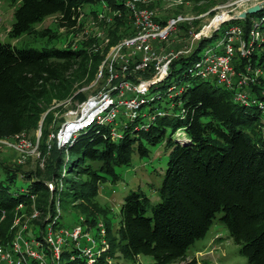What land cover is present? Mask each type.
<instances>
[{"label": "trees", "instance_id": "trees-1", "mask_svg": "<svg viewBox=\"0 0 264 264\" xmlns=\"http://www.w3.org/2000/svg\"><path fill=\"white\" fill-rule=\"evenodd\" d=\"M102 3L119 11L120 17L128 15L115 0H19L8 34L13 38L30 34L34 24L52 15L59 28L70 30L78 25L84 6ZM263 10L257 13L262 16ZM252 16L230 21L242 26L244 39ZM41 35L47 36L48 31ZM207 40H201L190 56L173 60L161 82L168 80L178 65L196 60ZM263 58V53L254 51L249 62H262ZM102 59L86 48L37 51L0 43V139L34 127L43 112L41 103L52 97L68 99L76 82L95 77ZM247 62L237 58V67ZM188 77L190 82L180 86L181 93L169 97L171 105L163 109L165 115L153 121H146L142 115L126 120L118 127L117 139L111 138L109 127L93 126L71 145L61 149L54 145L47 150L48 134L42 132L38 146L41 154L51 152L46 178L61 182L53 193L32 173L2 167L0 215L4 213L5 217L0 226L1 242L11 239L12 233L6 228L18 203L30 211L29 195H34L35 208L43 213H55V201L65 209L80 202L76 208L84 216L81 225L85 230H93L102 221L108 248L95 257L93 264H138V259L149 264H197L187 251L205 237L218 214L229 238L238 246L239 256L247 264H264V115L255 106L235 101L231 90L209 79ZM262 84L252 86L260 99H264ZM152 103H146L150 113L156 110L151 108ZM157 145L169 150L158 189L159 201L151 204L138 192L125 196L113 234L110 219L95 210L93 199L102 184L119 180L115 168L129 166L134 151L147 156L149 148ZM18 177L29 180L28 189H10ZM50 194L55 201L46 202ZM33 222L38 237L44 223ZM61 261L59 264H88L73 245L62 248Z\"/></svg>", "mask_w": 264, "mask_h": 264}, {"label": "rangeland", "instance_id": "rangeland-1", "mask_svg": "<svg viewBox=\"0 0 264 264\" xmlns=\"http://www.w3.org/2000/svg\"><path fill=\"white\" fill-rule=\"evenodd\" d=\"M136 2L141 8L154 12L156 19L160 22L177 15L189 18L188 21L177 26L166 40L154 44V51L158 57L174 52L178 58H185L195 51L201 40L209 39L198 52V56H201L206 48L215 46L221 40L225 29L234 23L220 22L218 29L205 34L204 27L209 26L213 20L223 14L227 18H234L246 8L256 4V2L264 3V0H136ZM18 6L19 0H0V43L9 44L17 49H34L37 51L50 47L63 48L70 46L72 49L86 48L88 51L97 53L103 58L95 77L90 79L85 77L81 81L76 82L68 99L59 100L52 97L44 100L41 103L43 112L34 127L24 131L20 138L2 139V141L11 145H16L21 138H24L33 144L32 146L34 144L39 146L42 132L46 131L48 136L55 133L65 122L69 112L75 111L87 99L98 96L105 89L117 84L116 80L112 84L108 81L109 78L106 73L107 56L111 48L130 35L133 29L131 27L132 20L127 14L120 17L119 11L112 9L106 3H102L84 6L78 25L73 29L59 28L56 24V16L52 15L34 24L32 33H25L13 38L9 36L8 32L14 22V11ZM91 11H96V13ZM262 13H264V10ZM115 16L118 18H114ZM260 16V13H255L252 18L258 20ZM45 31H48V35L42 36L41 34ZM215 32L216 35L212 38ZM260 52L259 50L257 51V53ZM194 62L195 60H191L189 64L178 65L176 72L168 80L158 82L149 89L146 99L153 102L151 108H156L153 112L170 107L169 97L172 98L173 93L171 94L169 87L176 86L179 88L187 85L190 82L187 73L193 67ZM146 75H149L150 78V71L135 72L131 69L130 74L126 77L134 84L137 81L146 80ZM190 76L192 75L190 74ZM149 109L150 105L145 104L141 112L152 114L153 112L150 113ZM123 120L125 119L122 116H117L115 128L118 129V127H122L127 122H123ZM37 136L39 137L38 141ZM175 137H177V134ZM47 140L46 145H50V148L54 145L56 146L55 140ZM7 143L0 142V175L2 174V167L18 168L21 172L32 173V176H36L40 180H49L46 178V163L51 156V152L41 154L38 147L37 151L40 156L37 158L32 155V149L17 151L12 146H8ZM50 148H47V150H50ZM168 153L169 150H165L163 145L149 148L148 155L143 157L134 151L129 166L115 168L119 180L115 183L107 181L99 187L92 206L96 211L104 212V215L110 219L113 226V234H115L114 230L117 227L119 207L125 196L138 192L144 194L151 204H156L159 201L158 189L165 172ZM29 185L28 179L18 177L9 187L11 190H25L29 188ZM52 199L55 201L52 198V194H50L46 197V202H50ZM54 204L56 208L58 206L57 202L55 201ZM79 204L80 202L69 204L66 209L63 206L59 207L60 216L56 228L60 226L72 228L76 224H81L84 216L76 208ZM31 211H26L25 209L17 211V214H14L11 225L6 228V232H13L11 226L16 215L18 217L23 215L21 224L27 227L28 235L37 232L38 229L34 222L27 220ZM102 216L100 215V219ZM220 216L221 214H218L212 221L205 237L190 246L187 251L189 258H194L197 264H247L246 260L239 256L238 246L232 242L225 226L219 221ZM101 222L100 220L98 224ZM2 223L3 220H0V226L4 225ZM98 224L93 230H89L86 225L87 231L90 232L94 240L99 238ZM19 225L15 228H19ZM81 242L84 244V239ZM67 247L64 246L63 248ZM137 262L138 264H149L145 259H138ZM59 263H62V261Z\"/></svg>", "mask_w": 264, "mask_h": 264}, {"label": "built area", "instance_id": "built-area-1", "mask_svg": "<svg viewBox=\"0 0 264 264\" xmlns=\"http://www.w3.org/2000/svg\"><path fill=\"white\" fill-rule=\"evenodd\" d=\"M117 1L127 10L133 28L132 33L111 48L107 56L108 81L112 84L116 80L117 84L105 89L98 96L87 99L75 111L69 112L65 122L47 138V141L55 140L59 149L71 145L80 133L93 126L109 127L111 138H119L120 133L115 128V120L119 115L125 119L124 122L133 121L141 115L146 117V121H153L156 116L166 114L164 110H158L152 114L141 112L142 107L148 101L146 95L149 89L168 76L170 63L178 59L174 52L158 57L154 51V44L166 40L177 26L188 21L189 18L177 15L160 22L156 19L154 12L141 8L136 0ZM253 5H260V10L264 8L262 2H256ZM228 18L226 17L217 24H214L213 20L209 26L204 27L205 34L218 29L220 22L244 20L246 17L244 19L238 16ZM243 34L240 24L229 25L221 40L215 46L206 48L203 54L195 60L188 74L209 79L216 85L231 90L235 101L255 106L264 115V99H260L252 90V86L264 83V58L262 62L258 59L252 63L249 62L254 51L259 50L264 55V15L258 20L251 17L250 28L245 39ZM237 58L248 59V62L239 68ZM131 69L135 72L149 70L151 76L133 84L126 77ZM262 86L261 95L264 96V84ZM182 90V87H169L173 95L181 93ZM22 133L12 138H20ZM38 138L37 136V141ZM0 142L7 143L2 139ZM7 145L17 151L32 149V155L37 158L40 156L37 144L32 146L33 144L24 138H21L16 145L9 143ZM47 148L49 149L50 145H47ZM43 185L49 193H53L61 187V182L51 179L43 181ZM29 199L32 201V211L27 220L41 221L44 226L38 237L33 233L28 235L27 227L21 224L23 215L20 217L16 215L11 226L13 230L11 239L5 242L0 240V264H59L62 248L69 245L77 248L88 264H93L95 257L108 248L101 223L98 224L99 238L97 240H94L90 232L85 230L81 224H76L72 228L61 226L56 228L60 216L59 206L55 208L53 214L43 213L35 208V196L29 195ZM23 209L24 204L18 203L15 214ZM4 217L2 213L0 220ZM18 225L19 228L16 229ZM82 239L85 241L84 244L81 242Z\"/></svg>", "mask_w": 264, "mask_h": 264}, {"label": "water", "instance_id": "water-1", "mask_svg": "<svg viewBox=\"0 0 264 264\" xmlns=\"http://www.w3.org/2000/svg\"><path fill=\"white\" fill-rule=\"evenodd\" d=\"M261 9L260 5H253L249 8H246L244 11H242L239 15L238 18L240 19H244L246 17V15L248 14H255L257 12H259Z\"/></svg>", "mask_w": 264, "mask_h": 264}, {"label": "bare ground", "instance_id": "bare-ground-1", "mask_svg": "<svg viewBox=\"0 0 264 264\" xmlns=\"http://www.w3.org/2000/svg\"><path fill=\"white\" fill-rule=\"evenodd\" d=\"M226 17L227 16L223 14V15L219 16L218 18H216L213 23L214 24H217L219 21L225 19Z\"/></svg>", "mask_w": 264, "mask_h": 264}]
</instances>
